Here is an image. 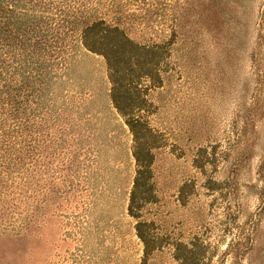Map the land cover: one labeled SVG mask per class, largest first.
Segmentation results:
<instances>
[{
	"label": "rangeland",
	"instance_id": "rangeland-1",
	"mask_svg": "<svg viewBox=\"0 0 264 264\" xmlns=\"http://www.w3.org/2000/svg\"><path fill=\"white\" fill-rule=\"evenodd\" d=\"M121 3L126 34L157 47L141 112L154 154L141 218L163 246L153 264H175L178 242L199 264H264V0ZM54 32L26 60V131L3 124L0 144L21 146V161L10 148L0 166V264H141L132 135L106 62Z\"/></svg>",
	"mask_w": 264,
	"mask_h": 264
},
{
	"label": "trees",
	"instance_id": "trees-1",
	"mask_svg": "<svg viewBox=\"0 0 264 264\" xmlns=\"http://www.w3.org/2000/svg\"><path fill=\"white\" fill-rule=\"evenodd\" d=\"M121 1L0 0V115L4 114L0 117V137L6 133L3 129L6 119L13 121L17 131L21 126L26 131V125L23 126L26 124V109L23 108L28 79L26 60L34 55L36 45H41L40 35H50V30H54L55 41L61 44L68 37L77 36L82 47L101 55L107 65L111 104L125 119L132 135L136 171L128 213L137 220L136 234L143 244L141 264H153L157 253H163V246L152 234L151 226L141 218L143 207L149 200L154 161L153 133L141 112L148 104V91L158 82L157 47L136 42L126 34L123 26L127 17L121 11ZM26 32L37 39L29 41ZM26 44L30 54H26ZM29 62L35 65L37 59ZM22 140L26 141L25 138ZM3 145L0 144L3 152L0 154V166L7 158L21 161V156L15 153L21 152V146ZM10 148L13 153L7 152ZM10 171L4 169L6 174ZM170 246V256L175 264H199L195 250L186 244L178 242Z\"/></svg>",
	"mask_w": 264,
	"mask_h": 264
}]
</instances>
